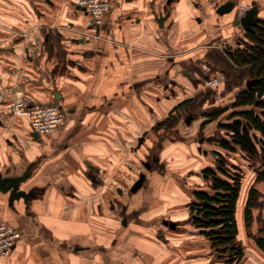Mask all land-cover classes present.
Wrapping results in <instances>:
<instances>
[{"label":"crops","instance_id":"crops-1","mask_svg":"<svg viewBox=\"0 0 264 264\" xmlns=\"http://www.w3.org/2000/svg\"><path fill=\"white\" fill-rule=\"evenodd\" d=\"M167 1L110 0L102 24L86 29L73 0H0V173L29 169L20 189L34 193L9 203L0 192V220L23 233L0 264H217L208 261L210 240L191 223L190 204L208 187L190 165L209 154L190 140L162 144L158 134L160 122L204 102L200 62L243 77V87L234 82L223 92L220 102L231 108L250 78L229 52L250 44V32L218 30L233 17L216 18L225 0ZM251 1L238 0L239 7ZM255 1L261 17L263 3ZM13 78H21L26 100L65 110L53 134L34 137L24 119L11 116ZM210 114L203 112L199 127ZM143 131L156 135L144 141ZM154 146L157 155H143ZM140 173L145 179L133 192ZM236 222L244 244L242 217Z\"/></svg>","mask_w":264,"mask_h":264},{"label":"trees","instance_id":"trees-1","mask_svg":"<svg viewBox=\"0 0 264 264\" xmlns=\"http://www.w3.org/2000/svg\"><path fill=\"white\" fill-rule=\"evenodd\" d=\"M247 35L251 43L243 49L230 50L229 54L235 64L245 65L249 78L258 80L238 93L231 104L233 111L225 121L218 123L230 138V141H218L220 147L227 152L237 148L254 173V184L248 188L243 206L246 225L254 219L253 210L261 211L264 206V193L255 187L256 183H264V18L254 32ZM219 113L208 115L209 120L217 119ZM241 168L219 157L215 167L201 171L208 191L196 192L198 201L190 204L191 223L202 229L200 232L209 238L215 254L224 264L240 262L243 253L236 239L235 215L243 176ZM261 217L258 220L263 225L259 231L264 232V217ZM254 242L264 252V237H255Z\"/></svg>","mask_w":264,"mask_h":264},{"label":"rangeland","instance_id":"rangeland-1","mask_svg":"<svg viewBox=\"0 0 264 264\" xmlns=\"http://www.w3.org/2000/svg\"><path fill=\"white\" fill-rule=\"evenodd\" d=\"M262 6V12H263V16H261L260 18L264 17V0H261ZM239 2L237 1L235 6L233 7V9L227 13L224 14H219L216 12V8H215V14H216V18L217 17H227L230 14L233 15V17L229 18V21L226 22V25L224 26V28H219L218 30L221 32H231L232 30H234L235 28H238V25L234 24V20L238 17L237 12H238V8H239ZM197 21L199 20V18L197 17L196 19ZM218 21V20H217ZM217 23V22H216ZM5 30V29H3ZM6 32V31H3ZM1 32V33H3ZM74 32V31H72ZM218 34V33H216ZM215 34V35H216ZM1 37V36H0ZM238 41V40H237ZM239 42V41H238ZM244 45V42H243ZM218 65V64H216ZM214 65L213 68L220 70L224 73L225 75V81L224 83L220 86V88L218 90H210L207 89L205 86L204 88H202V97L204 102H201V107L198 108V106L194 107V110L192 112H187V114H181L180 116H172L170 119H168V123L163 124V122H160V126L161 128L159 129V137L160 139H163L162 141H160V143H165L168 141H172V140H177V141H192V144L195 148H197L199 151H201V153H203L204 157L205 154H209L206 155V160L205 158H201L197 161L196 164H191V170L190 172H192V175H194L193 171L199 170L204 168V166L207 164L206 161H211L212 162V166H216V162L217 159L219 157L223 158L225 157V160L228 163H233L238 165L243 173V176L241 178V186H240V195H239V199L237 201V204L239 205L237 207V216L238 217H242V221H243V206L245 204V200L247 197V190L248 188L254 184V173L252 171V169L249 167V165H247V161L246 159L243 158V155L240 153V151L236 148L235 151H225L223 150V148L220 147L218 141H221V139H225L230 141V138L228 137V135L225 133V131L221 128L218 127V123L225 121L227 119V117L231 114L232 110L231 108L227 107L226 105L228 104H224L222 99V95L225 89L229 88V86L231 85V83H238L240 84L241 87L244 86V80L243 77L240 75V77H237V75H233V73L231 72L230 69H226L223 68L222 66H216ZM235 74V73H234ZM203 77V75H202ZM20 79L21 78H13V84H20ZM204 84V78H201ZM220 96V97H219ZM226 106V107H225ZM193 109V108H192ZM221 110L223 111V113H221L218 118L214 121L205 119L204 121L206 122L205 124H203V122H201V126H198V120L202 119L201 117L203 116V112H211L215 113V112H221ZM200 111V112H199ZM193 114V115H192ZM188 115H192L194 118H192L191 122L189 123V126H192L193 129H189L188 131H184L183 130H177V128L179 127H184L185 126V119ZM16 117V116H15ZM179 118V121H178ZM13 121V120H11ZM3 122V121H2ZM175 122V123H174ZM176 123H180V126H177ZM193 123V124H192ZM54 133V132H53ZM52 133V134H53ZM156 132H151V131H143V136H142V140L146 141V139H149L151 136L155 137ZM142 141V142H144ZM160 145V144H159ZM160 149V146H154L151 147V149L144 148V156L148 153H150V155H157L158 151ZM205 153V154H204ZM202 155V154H201ZM209 156L211 157V160L209 159ZM155 157V156H154ZM153 157V158H154ZM151 158V157H150ZM205 160V161H203ZM151 168L155 167V164L151 163ZM189 166V165H188ZM143 169L145 170V166H142ZM189 170V169H188ZM257 187L260 188V190L262 192H264V183H258L255 184ZM264 199V196H263ZM262 210H257L254 209L253 210V217L254 219L251 220V222L246 225L245 222L243 221V224H240V236H242L243 240H244V244L241 243L242 248H243V253H242V258L240 259V262L236 263V264H264V257L262 259L261 256L256 255V252H254L253 250V243H254V238L260 235H263L262 232H260V227L263 225V222H255V220H258L259 216L264 217V206L261 208ZM236 213V210H235ZM261 217V218H262ZM264 221V220H263ZM243 225V226H242ZM16 229V228H15ZM17 230V229H16ZM18 231V230H17ZM21 234V238L23 236V233L18 231ZM209 239V238H208ZM252 241V242H251ZM208 246H206V249L208 248V250L210 251V246H209V242L207 243ZM199 250V249H198ZM212 252V250H211ZM168 254V253H167ZM211 256L208 257V261L210 262H215L217 264H224L223 260H221L220 258H218L216 256V254H210ZM252 256H256L255 258ZM0 260H4V259H0ZM204 259H201V262H203ZM163 261L158 262L159 264H162ZM191 262H193V259L191 260ZM219 262V263H218ZM195 264V263H194Z\"/></svg>","mask_w":264,"mask_h":264},{"label":"built area","instance_id":"built-area-1","mask_svg":"<svg viewBox=\"0 0 264 264\" xmlns=\"http://www.w3.org/2000/svg\"><path fill=\"white\" fill-rule=\"evenodd\" d=\"M77 8L86 14L85 28H96L102 24L105 14L110 9V0H73ZM245 6L238 8L242 15ZM84 33V31H82ZM80 32L81 34H83ZM84 35V34H83ZM204 78V86L210 90H217L225 81L222 71L214 69L206 62H200ZM11 101L8 108L12 117L24 119L29 126L30 133L50 135L55 132L65 121L66 112L56 102H31L21 95L20 84H13L12 91L8 93ZM4 91L0 90V106L5 98ZM21 239V234L6 221L0 220V259L7 258L16 243Z\"/></svg>","mask_w":264,"mask_h":264},{"label":"water","instance_id":"water-1","mask_svg":"<svg viewBox=\"0 0 264 264\" xmlns=\"http://www.w3.org/2000/svg\"><path fill=\"white\" fill-rule=\"evenodd\" d=\"M169 3V0L167 1ZM231 3L226 2L224 4L219 5L216 8V12L219 14H224L229 11H231ZM257 7L255 6V3H252V6L248 9H246L242 15H239L235 20L234 24L240 26L243 30L248 31V32H253L254 27L258 24V22L261 20V18L257 15ZM165 15H159L158 21L159 24L162 26L163 21L165 19ZM258 79H247L245 81V86L246 88H250L251 84ZM59 95L56 94V98H58ZM193 116L188 115L185 119V123L189 124L192 120ZM1 124V120H0ZM34 137L37 136V134L32 133ZM144 166L148 169L151 170V166L144 163ZM30 170L28 169L27 172L22 173L21 175H14V176H5L3 177L2 174L0 173V192L2 193H9L8 195V201L9 203H12L14 200L22 198L25 202H28L31 196L34 194L33 191L30 192H25L24 190L20 189V184L25 181L28 176H29ZM145 179V174L140 173L137 180L131 185L130 190L131 191H136L142 184V182ZM165 224H169V227L173 228L175 226L174 222L172 221H167L164 220Z\"/></svg>","mask_w":264,"mask_h":264},{"label":"flooded vegetation","instance_id":"flooded-vegetation-1","mask_svg":"<svg viewBox=\"0 0 264 264\" xmlns=\"http://www.w3.org/2000/svg\"><path fill=\"white\" fill-rule=\"evenodd\" d=\"M238 0H225V2H223L222 4H224V3H226V2H230L231 3V8L233 9V7L235 6V4H236V2H237ZM255 3V6L257 7V15H259V10H260V5H258V3L255 1V0H252L251 2H250V5L246 8V9H248V8H250L251 6H252V3ZM221 5V4H220ZM231 9V10H232ZM262 19V18H261ZM260 22V21H259ZM258 22V23H259ZM258 25V24H257ZM256 25V26H257ZM256 26L254 27V30H255V28H256ZM254 32V31H253ZM167 226H169V224H166ZM196 228H198V227H196ZM200 231L202 230L201 228H198ZM230 264H234L233 262H231Z\"/></svg>","mask_w":264,"mask_h":264}]
</instances>
